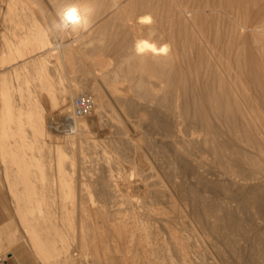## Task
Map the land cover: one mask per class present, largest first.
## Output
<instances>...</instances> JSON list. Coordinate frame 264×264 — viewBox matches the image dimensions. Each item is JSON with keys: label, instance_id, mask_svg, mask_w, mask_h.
<instances>
[{"label": "bare ground", "instance_id": "1", "mask_svg": "<svg viewBox=\"0 0 264 264\" xmlns=\"http://www.w3.org/2000/svg\"><path fill=\"white\" fill-rule=\"evenodd\" d=\"M263 114L264 0H0V185L46 260L264 264Z\"/></svg>", "mask_w": 264, "mask_h": 264}, {"label": "rangeland", "instance_id": "2", "mask_svg": "<svg viewBox=\"0 0 264 264\" xmlns=\"http://www.w3.org/2000/svg\"><path fill=\"white\" fill-rule=\"evenodd\" d=\"M86 68L87 67H79L78 66V68H77V70L75 72L74 78H75V81L76 82H79V84H81V83L84 84V81H85L84 80V78H85L84 76H85V74H87V72H85L83 70H86ZM79 69H80V71H79ZM81 72H83V74ZM79 79H80V81H79ZM86 83L87 84H91L92 81L90 80L89 83H88V81H86ZM263 116H264V114H263ZM65 125H69V122L67 120H65ZM47 138L50 139V140H47V144L50 143V146H51V148H50V146L48 145V147L50 148V151L52 152V154H50V155H53L54 156V154H55V148L54 147H57V144H56L53 136H48ZM52 138H53L54 141H52ZM102 138L104 140H106L105 137L101 136L100 139L103 140ZM54 144H56V145H54ZM50 180L52 182L49 181V183H47V184H49L48 186L50 188H53L54 189L55 188V185H56V183H55L56 181L54 180V178H52V179L50 178ZM40 184H38V181H37V185H40ZM4 186H1L0 185V189L2 190L3 189L2 187H4ZM4 189H5V192H3ZM4 189L2 190V192L4 194L6 193L7 195L6 194L3 195L2 192H1V190H0V193H1L0 194V235H2L4 238L7 239V241L5 239L4 242L7 243L8 240H9V242H11L12 244H10L8 242V244H9L8 245V244H6V243L3 242V245H5V246L7 245V246L6 247L4 246L5 248L3 247V245L0 247V259L3 258L2 260H6L7 262H10V264H51V263L52 264L53 263L54 264H58L57 261H56V259L49 258L48 260H46V257L44 255L40 254V252L30 242V239L26 235L24 228L20 225V223L18 221V218L16 216H14L13 207L11 208L12 202H9L10 201L9 198H11V196L6 191L7 190V186H5ZM11 201H12V198H11ZM6 204L8 205V207H7ZM13 219H14V223H13ZM10 224H12L14 227L12 225H10ZM15 224H17V225H15ZM13 229H14L15 232L12 231ZM12 234L14 235L13 237H12ZM3 237L0 238V239H3ZM11 240H14V241H11ZM13 242H14V245H15V243L17 245L14 246L13 245ZM62 245L63 244H58L57 247H59V249H61V250H64V249L66 250L67 246L64 247V245H68L69 248H67V249H68V251L70 249V251H69L70 253L78 254V252L74 248L75 246L73 244L69 245L68 243H65L63 245V248L64 249L62 248ZM32 249H34V250H32ZM72 249H73V251H72ZM7 253H11L12 254V256H13V259L12 260H8L6 258L7 257ZM39 255L40 256L42 255V256L40 257ZM12 256H10V257H12ZM43 256H44L45 259H43ZM86 261H87V263H86ZM86 261L83 262V263H81V264H90V261L89 260H86Z\"/></svg>", "mask_w": 264, "mask_h": 264}, {"label": "clouds", "instance_id": "3", "mask_svg": "<svg viewBox=\"0 0 264 264\" xmlns=\"http://www.w3.org/2000/svg\"><path fill=\"white\" fill-rule=\"evenodd\" d=\"M57 16L58 20L54 22L53 27L61 32H74L77 29L83 30L85 25L90 22V17L87 14L80 13L76 6L60 10Z\"/></svg>", "mask_w": 264, "mask_h": 264}, {"label": "built area", "instance_id": "4", "mask_svg": "<svg viewBox=\"0 0 264 264\" xmlns=\"http://www.w3.org/2000/svg\"><path fill=\"white\" fill-rule=\"evenodd\" d=\"M93 108V99L89 96H82L75 103L74 117L78 119L87 118L92 114ZM0 264H7V261L0 259Z\"/></svg>", "mask_w": 264, "mask_h": 264}, {"label": "crops", "instance_id": "5", "mask_svg": "<svg viewBox=\"0 0 264 264\" xmlns=\"http://www.w3.org/2000/svg\"><path fill=\"white\" fill-rule=\"evenodd\" d=\"M7 264H10V262H7Z\"/></svg>", "mask_w": 264, "mask_h": 264}]
</instances>
